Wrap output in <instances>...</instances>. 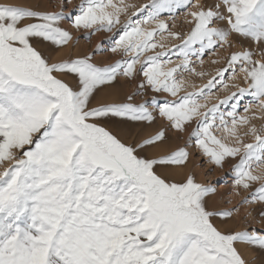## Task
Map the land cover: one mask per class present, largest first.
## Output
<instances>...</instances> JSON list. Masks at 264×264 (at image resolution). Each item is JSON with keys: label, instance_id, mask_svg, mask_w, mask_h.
Segmentation results:
<instances>
[{"label": "snow or ice", "instance_id": "snow-or-ice-1", "mask_svg": "<svg viewBox=\"0 0 264 264\" xmlns=\"http://www.w3.org/2000/svg\"><path fill=\"white\" fill-rule=\"evenodd\" d=\"M70 6L0 0V264H257L264 0ZM73 30L110 34L119 58L98 63L102 44L73 55ZM122 79L136 87L120 99ZM193 149L215 168L234 162L238 205L215 206Z\"/></svg>", "mask_w": 264, "mask_h": 264}, {"label": "rangeland", "instance_id": "rangeland-1", "mask_svg": "<svg viewBox=\"0 0 264 264\" xmlns=\"http://www.w3.org/2000/svg\"><path fill=\"white\" fill-rule=\"evenodd\" d=\"M12 2H18V0H12ZM32 3H39L41 0H31ZM80 0H72V6H70L69 11L72 7L75 5H78ZM130 3H137V4H144L149 3L150 0H128ZM203 2V0H202ZM44 5L48 8V10H56L52 5L58 4L59 0H43ZM177 27L175 30L186 32L188 30V25L184 23V17L182 15H179L176 20ZM65 28L72 30L70 24L65 23L63 25ZM74 35V44L75 40H79L78 46L75 47L73 55H84V54H92L94 52V49L96 48V45L102 44L105 48V52L102 55L96 56V61L98 63H107V62H114L119 57L116 54L111 53L110 51H107V49L110 48V34L108 33H98L96 36L92 38V41L89 42L87 39H85V34L83 32H75L73 30ZM223 51H221V55H223ZM55 55V53H54ZM216 57H209L205 56V65L204 69L208 71H215L216 65L211 64V59H215ZM175 59V57H174ZM194 63L197 64V70L199 71V65L198 62L195 61V58H193ZM194 83L197 85H201L203 83H206V79H199L196 77L190 78ZM138 82V81H137ZM122 86V92L121 95L118 97L120 99L123 98L124 93H129L134 90L136 87L135 83H128L125 80H121L120 82ZM225 93L221 92L219 95L222 97ZM153 93L149 90L147 96L148 98H151ZM243 103V102H242ZM242 111V110H241ZM243 114V112H242ZM259 125V121L256 122ZM185 139L187 137L185 136ZM182 142V141H181ZM193 156L194 159L192 161V170L196 172L198 179L201 182L204 183H212L218 186L219 195L215 197L214 204L217 207H235L238 205L241 201V199L248 195L246 192H242L240 196H235L233 194L232 184H233V177L231 175V165L234 162H226L224 168H215L214 165L207 163V158L200 156L198 150L193 149ZM231 200L233 203L228 204L227 202ZM252 211L254 214L258 213L259 206H246L245 208H242L240 210V214L236 217L234 221V225L236 227H243L244 225L241 223V220L243 216L247 214V212ZM255 227L259 228L260 225H254ZM246 256L248 259H255L257 261V264L261 261L262 254L259 252H251L246 253Z\"/></svg>", "mask_w": 264, "mask_h": 264}]
</instances>
